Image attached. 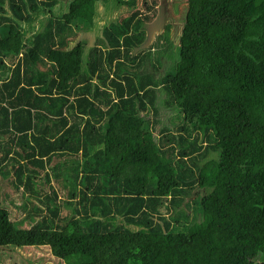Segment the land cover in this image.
Masks as SVG:
<instances>
[{
    "label": "trees",
    "instance_id": "trees-1",
    "mask_svg": "<svg viewBox=\"0 0 264 264\" xmlns=\"http://www.w3.org/2000/svg\"><path fill=\"white\" fill-rule=\"evenodd\" d=\"M105 1L0 0V176L45 205L19 223L0 207V246H48L59 264H264V0H187L178 54L156 60L165 36L135 52L153 5L117 0L128 11L101 27ZM41 172L58 182L45 194Z\"/></svg>",
    "mask_w": 264,
    "mask_h": 264
},
{
    "label": "rangeland",
    "instance_id": "rangeland-1",
    "mask_svg": "<svg viewBox=\"0 0 264 264\" xmlns=\"http://www.w3.org/2000/svg\"><path fill=\"white\" fill-rule=\"evenodd\" d=\"M106 1L105 3L98 6L101 27L108 25L112 21H119L122 12L128 11L127 7L125 8L124 5L119 4L117 0ZM66 2H69V0H62L59 6L64 8ZM145 2L152 4L155 12L154 10L150 12L151 19L142 21V29L145 32L146 40L140 47L135 49V52L140 49H147L148 46H153L157 37L165 36L163 45H167V43L171 41L174 48L172 47L170 51L166 50L159 52V50H157L159 49L158 46L155 45V50L152 49L151 56L155 59L157 52L161 55L162 53L167 54L168 52L171 53L175 52L176 50L178 54L179 48H177V45H179V36L187 11V0H137L136 6H134L132 9L137 8L141 11V14H147L149 10L146 9ZM38 21L40 22V18ZM80 38L86 39L88 41V45L93 44L95 41V38L91 33H78L75 36L74 41L76 42L80 40ZM165 40H167L166 43ZM155 60L152 61L155 63ZM169 62L170 61L164 59L161 65L157 63V65H159L158 68L148 65L147 71L157 72V75L158 73H165V63L169 65ZM12 63H15V60ZM166 117H169L167 113L162 114V122L169 123V121L166 120ZM160 127L161 126H158L154 131L156 136L159 133L158 129ZM50 185L58 186V182L57 180H53L51 183H49L44 177L43 172L40 173V179L34 181L35 189L43 194H45V192H50ZM65 197V195H62V198ZM29 198L30 196L26 193V191L21 188H17L12 179H2L0 176V207L8 209L10 218L13 221H18L19 223L20 219L31 212L30 207L33 203L36 205H43L41 200H36L35 196H32L30 199ZM24 204H26L25 207H23ZM68 213L69 207L64 206V208L61 210V215L66 216ZM38 219L39 216L36 218H27L23 222H20V225L23 227H29L36 223ZM27 261L31 264H59L61 262L57 257L53 256L48 246H0V264H18L22 262L25 263Z\"/></svg>",
    "mask_w": 264,
    "mask_h": 264
}]
</instances>
